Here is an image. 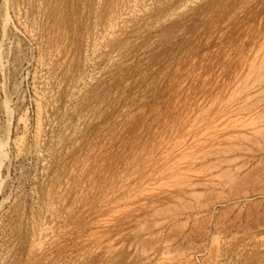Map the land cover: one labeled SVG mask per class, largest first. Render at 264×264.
I'll use <instances>...</instances> for the list:
<instances>
[{"label": "rangeland", "instance_id": "374dc122", "mask_svg": "<svg viewBox=\"0 0 264 264\" xmlns=\"http://www.w3.org/2000/svg\"><path fill=\"white\" fill-rule=\"evenodd\" d=\"M263 130L264 0H0V264H264Z\"/></svg>", "mask_w": 264, "mask_h": 264}, {"label": "bare ground", "instance_id": "6f19581e", "mask_svg": "<svg viewBox=\"0 0 264 264\" xmlns=\"http://www.w3.org/2000/svg\"><path fill=\"white\" fill-rule=\"evenodd\" d=\"M251 75V74H250ZM238 86V85H237ZM237 94V93H236ZM254 112V111H253ZM234 113V112H233ZM224 118V117H223ZM221 119V118H220ZM257 121V120H256ZM194 122V121H193ZM205 122V121H204ZM253 124V123H252ZM196 126V125H195ZM198 129V128H197ZM228 129V128H227ZM258 130V129H257ZM256 130V131H257ZM264 131V130H263ZM202 133V132H201ZM186 137H187V135H186ZM199 138V137H198ZM179 142V141H178ZM185 143V142H184ZM183 144V143H182ZM189 145V144H188ZM179 147V146H178ZM195 147V146H194ZM181 149V148H180ZM179 150V149H178ZM187 152V151H186ZM183 153V152H182ZM184 157H185V155H184ZM203 157V156H202ZM187 158V157H186ZM191 158V157H190ZM180 160V159H179ZM195 160V159H194ZM182 161H184L183 159H182ZM197 161V160H196ZM173 165V164H172ZM171 166V164L169 165V167ZM177 166V165H176ZM179 166V165H178ZM177 168V167H176ZM170 171V170H169ZM180 171V170H179ZM181 172V171H180ZM180 174V173H179ZM193 174V173H192ZM177 175V174H176ZM181 177H182V175H181ZM180 177V178H181ZM175 178H176V176H175ZM178 178V177H177ZM174 179V178H173ZM189 182V181H188ZM156 186V185H155ZM168 186V185H167ZM100 200V199H99Z\"/></svg>", "mask_w": 264, "mask_h": 264}]
</instances>
